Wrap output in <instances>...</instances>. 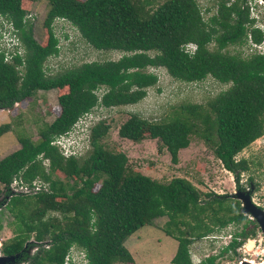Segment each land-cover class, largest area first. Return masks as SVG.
Segmentation results:
<instances>
[{
	"label": "trees",
	"instance_id": "16d2710c",
	"mask_svg": "<svg viewBox=\"0 0 264 264\" xmlns=\"http://www.w3.org/2000/svg\"><path fill=\"white\" fill-rule=\"evenodd\" d=\"M31 1L35 0H0V16L16 29L23 51L11 62H3L0 53V110L10 109L39 90L65 91L57 95L58 115L38 128L37 139L18 138L19 146L0 158V196L8 195L0 204L15 221L13 235L0 243V253L14 256L15 264H62L68 249L75 247L87 264L131 263L123 241L155 217L165 215L168 220L163 232L177 242L170 263L192 264L188 247L193 240L241 219L244 227L248 223L256 226L240 213L237 199L202 193L181 177L161 183L138 172H126L124 154L96 144V138L108 129L101 119L89 128V147L81 155L64 157L51 143L94 108L141 100L146 89L157 82L150 68H162L171 79L184 83L209 76L227 87L204 105L181 102L170 119L159 121L130 113L117 133L136 140L145 132L160 142L172 163L196 135L211 145L213 155L240 187L239 174L248 170L249 162L234 156L264 133V53L249 47L250 52L242 55L237 49L263 40L247 0H218L209 15L201 12L196 0H163L156 6L151 5L152 0H46L42 44L32 37L26 18L30 15L22 8ZM59 19L74 27L95 50L120 55L49 73L45 60L58 53L52 24ZM186 44L193 46L190 52L185 51ZM45 169L79 181L49 182V192H33L37 201L58 198L57 203H62L60 220L41 223L42 210L31 217L22 215L19 205L30 197V191L11 193L10 184L15 179L30 188L35 178L47 181ZM31 233L33 242L26 243ZM253 234L254 229L242 227L217 254L196 264H214L216 257L234 254Z\"/></svg>",
	"mask_w": 264,
	"mask_h": 264
},
{
	"label": "rangeland",
	"instance_id": "374dc122",
	"mask_svg": "<svg viewBox=\"0 0 264 264\" xmlns=\"http://www.w3.org/2000/svg\"><path fill=\"white\" fill-rule=\"evenodd\" d=\"M162 1L152 0L151 5L156 6ZM217 1L196 0L204 15L211 13ZM247 4L251 6V16L257 19L255 25L263 33V40L255 49L264 53V0H247ZM22 8L30 15L26 18L31 23L32 37L37 42L44 43L46 33L42 20L47 9V1L35 0L23 3ZM205 8H208L206 13L203 12ZM52 25L54 35L58 39V53L45 60V69L49 73L79 65L82 62L116 59L120 55L116 51L95 50L66 21L56 20ZM249 47L252 48L251 45L244 44L236 48L245 55L250 52ZM227 49L234 52L233 47ZM149 71L157 76V82L146 89V94L141 100L134 104L105 109L97 107L91 110L97 116V121L101 119L108 125L105 134L96 138V144L106 151L124 154L125 171L128 173L138 172L161 183L167 182L172 177H181L202 193L211 192L237 199L240 213L247 219H251L256 226L248 223L244 227V221L241 219L226 224L203 238L193 240L188 247L192 264L198 263L209 255L217 254L220 247L227 244L230 236L239 233L242 227L245 230L254 229V234L236 247L234 254L228 252L222 257H216L214 264H238L241 258L264 260V232L255 219L251 218L250 213L242 211L241 202L238 199L246 195L245 197L254 208L264 211V133L234 156L236 160L244 158L249 162L248 170L239 174L240 187L236 186L232 174L225 170L213 155L211 145L196 135L190 137L186 148L177 152L175 163L170 161L168 153L160 142L149 138L145 132L141 131L140 137L136 140L120 137L117 133L118 129L130 113H136L152 121L168 120L181 102L204 105L207 100L227 87V84H220L209 76L198 82L184 83L171 79L162 68H150ZM64 91V89L39 90L33 96L14 103L10 109L0 111V158L19 146L18 138L27 137L32 141L37 139L38 128L58 115L57 95ZM89 138V130L81 129L69 136L66 135L62 143L65 142V146L75 145L73 153L81 155L82 151L89 147ZM60 149L63 151L65 148ZM43 165L46 168L47 162L43 161ZM44 172L47 174V169ZM47 175V181L40 178L33 180V185H38L41 192L51 190L49 182L60 181L73 184L79 181L77 177H65L59 171H51ZM15 183L18 182L15 181ZM13 185L10 186L11 193L21 192L14 183ZM29 191L30 197L25 198L19 205L22 207L23 216L31 217L36 210H42L41 223L46 222L47 219L56 221L62 218V203H57L60 199L54 198L43 203L35 199L33 189ZM1 199L2 202H0L5 203L8 195L2 194ZM167 220L168 217L165 215L155 217L151 224L143 225L127 236L123 245L130 253L132 262L116 264H171L170 258L175 252L177 242L163 232ZM14 223L10 211L0 204V243L13 235ZM28 242H33L32 233L26 243ZM77 251L78 249L71 247L74 260L80 262ZM3 264H15L14 258Z\"/></svg>",
	"mask_w": 264,
	"mask_h": 264
},
{
	"label": "built area",
	"instance_id": "2783aa9c",
	"mask_svg": "<svg viewBox=\"0 0 264 264\" xmlns=\"http://www.w3.org/2000/svg\"><path fill=\"white\" fill-rule=\"evenodd\" d=\"M250 16H251V7L249 8ZM253 17V16H252ZM255 18V17H254ZM61 20V19H59ZM249 45L252 46V48H257L258 45H255L253 43H250ZM193 48L191 44H186L185 51H189ZM0 53L2 54V61L3 62H11L13 56L15 55H22V47L21 43L16 35V29L12 26L11 22L9 20H5L0 16ZM97 116H95L91 110L89 112L84 113L81 115L77 120L74 122V124L71 126L70 130L64 134L59 135L56 137L51 143L54 145H57L60 148L64 147L65 149L61 151V154L65 157L68 155L74 154L73 151L75 149V145H66L65 142L62 143L63 138L66 137V135H70L71 133H75L78 130H89L91 125H93L97 121ZM99 120V119H98ZM62 143V144H61ZM15 181L18 183L16 184ZM15 184L20 190L26 192L29 191V189H33L32 192H35L39 189L38 185H33V181L31 183V187L28 188L25 185H21L19 180L13 179L11 181L10 186ZM14 186V185H13ZM78 256L80 255V262H77L74 260L72 253H71V247L68 249L67 253L65 254L63 258L62 264H87L86 260L83 257V254L81 251H77Z\"/></svg>",
	"mask_w": 264,
	"mask_h": 264
},
{
	"label": "water",
	"instance_id": "95a60500",
	"mask_svg": "<svg viewBox=\"0 0 264 264\" xmlns=\"http://www.w3.org/2000/svg\"><path fill=\"white\" fill-rule=\"evenodd\" d=\"M245 196L238 198L239 201L241 202L240 205H241L242 211L250 213L251 218L255 219V221L259 224V228L264 232V211L254 208L249 203V201L247 200V197ZM13 258L14 256L0 255V264H3L4 262L12 261Z\"/></svg>",
	"mask_w": 264,
	"mask_h": 264
},
{
	"label": "bare ground",
	"instance_id": "6f19581e",
	"mask_svg": "<svg viewBox=\"0 0 264 264\" xmlns=\"http://www.w3.org/2000/svg\"><path fill=\"white\" fill-rule=\"evenodd\" d=\"M262 260L263 259L257 261L253 259L241 258L238 264H264V260L263 261Z\"/></svg>",
	"mask_w": 264,
	"mask_h": 264
},
{
	"label": "clouds",
	"instance_id": "9594fccd",
	"mask_svg": "<svg viewBox=\"0 0 264 264\" xmlns=\"http://www.w3.org/2000/svg\"><path fill=\"white\" fill-rule=\"evenodd\" d=\"M259 7H262V5H259Z\"/></svg>",
	"mask_w": 264,
	"mask_h": 264
},
{
	"label": "crops",
	"instance_id": "0c3cea01",
	"mask_svg": "<svg viewBox=\"0 0 264 264\" xmlns=\"http://www.w3.org/2000/svg\"><path fill=\"white\" fill-rule=\"evenodd\" d=\"M0 111H2V110H0Z\"/></svg>",
	"mask_w": 264,
	"mask_h": 264
}]
</instances>
